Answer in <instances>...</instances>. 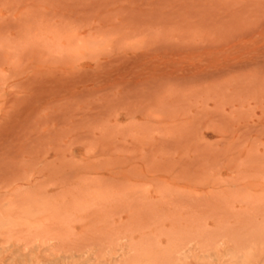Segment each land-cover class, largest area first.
<instances>
[{
    "label": "rangeland",
    "instance_id": "rangeland-1",
    "mask_svg": "<svg viewBox=\"0 0 264 264\" xmlns=\"http://www.w3.org/2000/svg\"><path fill=\"white\" fill-rule=\"evenodd\" d=\"M262 220L264 0H0V264H264Z\"/></svg>",
    "mask_w": 264,
    "mask_h": 264
},
{
    "label": "bare ground",
    "instance_id": "bare-ground-1",
    "mask_svg": "<svg viewBox=\"0 0 264 264\" xmlns=\"http://www.w3.org/2000/svg\"><path fill=\"white\" fill-rule=\"evenodd\" d=\"M1 225L3 226V223H0V226ZM255 242L259 246L260 258H261L262 257V255H261L262 254V249H263V246H264L263 245L264 244V220L259 221L258 224H257V226H256V239H255ZM263 261H264V259H263Z\"/></svg>",
    "mask_w": 264,
    "mask_h": 264
}]
</instances>
